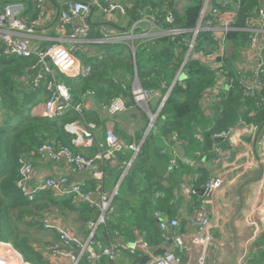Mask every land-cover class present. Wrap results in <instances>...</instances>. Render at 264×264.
I'll list each match as a JSON object with an SVG mask.
<instances>
[{
    "label": "trees",
    "instance_id": "obj_1",
    "mask_svg": "<svg viewBox=\"0 0 264 264\" xmlns=\"http://www.w3.org/2000/svg\"><path fill=\"white\" fill-rule=\"evenodd\" d=\"M189 1L190 4L182 13L175 7L176 0H138L136 5H140L141 8L151 6L152 10L149 9L147 12L156 15L163 28L189 29L197 23L202 0ZM256 1L244 0L239 25L245 24L244 17L248 14L245 12L255 5ZM168 11H172L175 16L172 24L165 21ZM133 15L134 18L140 17L138 12ZM90 29V37H98L91 24ZM136 32H140V28ZM190 36L191 33L162 36L151 40L150 46L149 41L144 43L139 38L134 41V50L126 41L91 42L89 45L97 49L95 54L77 52L82 63L91 66V72L87 76L69 77L51 64L57 79L69 87L73 105L81 106L80 111L71 108L63 116L56 118L33 114V108L48 99L49 92L46 86L51 79L47 73L44 74L39 85L33 84L35 76L40 71L37 57L0 55V110L3 114L0 122V241L11 243L23 258L32 264H50L46 249L54 246L48 238L49 230L44 227L46 215L76 214L78 221L76 223L79 227L84 224L87 227L89 220L98 218L100 214L98 209L91 208L88 204L75 205L70 196H57L50 190L40 191L33 200L24 197L17 187L19 157L35 152L47 140L73 147V135L65 129V125L69 122L95 123L98 127L105 129L104 120L97 108L108 105L116 96L130 97L134 101L132 81L135 75L138 76L144 89L160 92L161 97L155 104L149 101L150 110L157 113V108L161 105L183 65L187 50L185 41ZM228 38L234 42V48L237 49L246 39V34L243 31H231ZM205 39H210L208 33H202L199 36L197 45L201 46ZM232 54L230 59H226V64L231 66L229 67L231 77L234 76V72L230 61L237 57V50ZM27 73L31 75V78L28 82H24L21 78ZM214 82L215 74L212 70L198 61H187L182 76L173 84L154 126L137 155L138 162H144L148 158L150 143L155 145V152L160 155L164 139L167 146L171 145L168 139L170 136H174L178 142L184 144L183 149L186 155L190 156L199 151L200 157L213 158L214 147L226 146L223 141L214 137L215 134L231 129L240 120L256 126L262 123L264 104H258L259 97L244 95L237 81L229 90L221 93L211 107L210 114H207L202 105V98ZM89 92L92 93L91 99L95 108L84 107ZM261 95L264 97V90ZM144 121L147 128L150 118L145 116ZM200 132H202V140L197 136ZM95 152V148H89L86 154L92 156ZM133 154L132 149L118 153L119 165L111 170L114 184L118 183ZM178 171L180 168H173L167 178L172 185L171 192H173L175 175L179 173ZM198 174L196 194L200 184H204L208 179L206 169L201 168ZM154 178L156 181H153ZM163 180L154 166L131 167L112 201V211L107 212L106 223L99 227L109 231L111 236L117 231L121 232L125 218L122 214L128 204L125 196L128 192L139 196V191L145 184L147 194L142 197L147 199L149 204L143 205L141 218L137 220L134 228L145 232V241L149 246L160 242L163 239L162 232L158 223L157 228L154 226V220L150 219L148 214L154 209L151 208L154 198L152 194L166 188ZM90 185V188H94V181H91ZM127 229L132 230V228ZM88 233L86 228L84 234L87 236ZM99 237L107 242L108 237ZM59 243V246L64 248L60 240ZM256 246L260 248L256 253L264 259V233L258 238ZM79 264H89L86 256L82 257Z\"/></svg>",
    "mask_w": 264,
    "mask_h": 264
},
{
    "label": "built area",
    "instance_id": "obj_2",
    "mask_svg": "<svg viewBox=\"0 0 264 264\" xmlns=\"http://www.w3.org/2000/svg\"><path fill=\"white\" fill-rule=\"evenodd\" d=\"M34 2L39 8H42L44 0H34ZM189 4V0H180L176 8L182 13ZM93 7H97L105 13L115 11L128 13L127 7L114 0H106L105 3L101 0H67L64 3V8L59 13V19L63 29H70L68 41L72 45L67 46L55 39L45 48L31 44L33 29L29 27L23 18L17 16L12 7L3 8L0 12V55L36 56L40 71L34 78L33 84L35 86L41 83L44 74L48 73L51 76L46 86L49 97L35 106L34 115L56 118L63 116L71 108L80 111L81 106L73 105L69 87L57 79L51 64L69 77L90 74L91 66L83 64L77 56V52L82 44L93 42L90 37L91 29L87 19ZM243 7L244 0H202L199 18L195 26L182 29L178 27L163 28L159 24L156 15L147 14L149 9L152 10L151 6L141 8L140 5H135L130 9V13L138 12L140 17L134 18L132 14L130 32L124 38L134 50V41L139 37L136 31L143 23H147L149 26L146 30H143L141 36L148 40L162 36L191 33V36L185 41L187 47L185 59L176 78L182 76L183 68L189 60L198 61L214 72L215 82L205 91L202 98V105L206 113L210 114L211 107L219 99L221 93L229 90L235 81L238 82L244 95L259 97L260 102L258 104L262 105L264 104V97L261 95L264 90V0H257L256 4L245 12L248 14L244 17L245 24L241 26L239 25V18ZM43 14V11H41L34 23H38ZM165 21L169 24L174 23L175 16L172 11L167 12ZM153 29L154 32H150ZM231 31H243L246 34V39L237 49L234 48V42L228 38ZM202 33H208L210 39H205L202 45L198 46L197 41ZM104 41L106 39L97 40V42ZM236 50L237 57L230 61L234 72V76L231 77L229 73V67L231 66L226 64V59H230L233 56L232 53ZM136 77L137 75L132 81L133 99L146 109L149 101L157 96V92L144 89L138 77L137 80ZM172 86L168 92L172 89ZM91 95L92 93L89 92L87 98L90 99L91 108H95ZM130 108L131 106L128 105L124 96H116L108 105L97 108L105 123L102 141H99L96 137L99 127L95 123L73 121L65 125L66 131L73 135V147L63 145L61 142L47 140L35 152L19 157L17 187L28 200H33L40 191L50 190L57 196H70L75 205L88 204L91 208L100 211L96 220L91 219L87 222L89 233L85 240L70 231L62 222L45 218L44 227L57 233L61 244L64 246V248L55 246L46 249L52 256L69 258L72 264H79L83 256H86L89 264H100L99 260L104 256L110 260V264H114L118 258V247L113 243L101 245L97 241L96 235L99 226L106 223L107 212L112 211L111 204L120 187V181H118L112 191L105 189L106 162L118 161V153L127 149H132L136 153L139 151V146L129 144L117 135L112 122L114 116L127 112ZM160 109L161 106L157 113ZM250 126L255 134L258 126L253 124ZM231 131L232 129L222 131L215 134L214 137L227 139L231 135ZM259 140L264 145V130ZM86 148H95L96 152L90 156L86 154ZM36 155L55 164H63L67 167V170L48 173L46 176H36L35 160H33ZM214 155L219 160L232 158L231 152H226L219 145L214 147ZM131 164L132 161L128 162L126 167H130ZM225 178L226 175L221 173L212 175L205 181L202 187L203 198L201 204L189 218L190 226L194 228V231L188 234L191 240L190 245L185 244L183 235L177 234L173 236L175 247H166L164 254L152 256L151 247L145 241V232L139 231L133 243L129 245V251L151 255L152 258L146 264H207L205 253L211 247H216V244H222L223 241L215 239L210 233V229L218 227V225L214 223L206 206L213 203L215 193L224 187ZM91 181L95 183L94 188H90ZM260 189L264 191V183ZM189 193L190 195L196 194V190L192 188ZM257 215L260 224L258 226L255 224L256 233L247 242L240 264H253L254 254L260 250L255 245L258 238L264 233V205L261 206ZM154 216L162 232V237L165 241L169 240L171 230L180 226L179 219H168L160 211H155ZM0 244L2 246L1 252H3L9 263L14 257L16 264H32L26 261L11 243L0 241ZM194 248H200L204 253L197 258L195 263L191 258L184 261L182 252L191 251ZM212 248L210 252L215 255L216 248H213V250Z\"/></svg>",
    "mask_w": 264,
    "mask_h": 264
},
{
    "label": "crops",
    "instance_id": "obj_3",
    "mask_svg": "<svg viewBox=\"0 0 264 264\" xmlns=\"http://www.w3.org/2000/svg\"><path fill=\"white\" fill-rule=\"evenodd\" d=\"M67 0H44L42 8H39L34 0H0V12L3 8L12 7L13 11L17 13V16L23 18L29 27L33 29L31 33V44L33 46H39L42 48L50 45L52 41L55 39L63 42L67 46H71L72 43L68 41L69 28L63 29L60 24L59 13L64 8V3ZM103 3L106 0H101ZM128 9V13H122L121 11H115L112 13L102 12L97 7H93L90 14H88V22L89 24L94 26V33L98 34V37H92L93 43H96L99 39H106L104 42H115V41H125L124 38L130 32V24L131 17L133 13H130V9L134 7L138 0H114ZM180 3V0H176V5ZM43 11L42 18L38 23H34V21L38 18V14ZM149 15H153L152 13H147ZM149 24L143 23L140 27V32H138V39L141 38L142 42H150L153 40L152 38L145 39L143 34V30L148 28ZM139 29V28H138ZM152 45L151 42L149 46ZM97 49L89 45V43H84L81 45L79 52L81 53H89L92 55L95 54ZM135 77V76H134ZM31 78V75L27 73L21 79L24 82H28ZM176 79V77H175ZM174 79V81H175ZM173 81V83H174ZM157 92V96H155L151 101L155 104L156 100L161 97L160 92ZM166 96V95H165ZM165 98V97H164ZM89 98L86 97L84 107L91 108L89 103ZM128 105L131 108L124 113H120L112 118V122L115 126V131L117 135L125 140L129 144H134L136 146H140L145 139V135L148 131V127L145 125V116L150 118L149 112L139 105L137 102L133 101L132 98L126 97ZM164 100V99H163ZM163 102V101H162ZM162 104V103H161ZM37 106V105H36ZM161 106V105H160ZM159 106V107H160ZM159 107L157 109H159ZM149 108V105H148ZM35 107L33 108L34 113ZM149 111L153 113L150 108ZM158 111V110H157ZM3 119L2 111L0 110V122ZM151 120V119H150ZM243 121H239L235 126L231 129V135L227 139L216 138L223 141V144L226 152H231L232 158L229 160H219L215 158H208L207 156H201L200 152L196 151L192 153V155L188 156L185 154V150L183 149L184 144L178 142L174 136H170V146H167L166 139L163 141V146L160 149V158L167 159L169 172L166 176L162 177L158 171V174L161 178H163V184L166 187L165 189H161L153 193V201L152 206L154 209L151 210L148 214L150 219L154 220V226L157 228L156 218L154 216V212L156 210L160 211L165 217L168 219L178 218L180 221V226L178 228L172 229L169 233L170 239L165 241L164 238L161 239L157 244L150 245L152 253L159 248L166 247H175V242L173 236L177 234H181L184 236L185 244L190 245L191 240L188 234L194 231V228L190 226L189 218L194 213L195 209L199 207L201 204V200L203 198V185L200 184L197 194H191L190 191L193 189L196 190L197 181L199 179V170L204 168L207 170L209 178L212 175H217L224 173L226 175L224 187L218 190L213 196V203L207 204V210L214 223L218 225V227H212L210 229V233L215 237V239L222 240L223 243L226 240V235L224 233V225H225V217L220 214L218 211L220 209L221 202L226 201L228 198V193H225V188L229 187L232 183L237 180V178L247 169L254 168L258 165V161L253 152V140L255 134L252 132L253 129L250 126L251 124H247ZM150 125V123H149ZM149 133V132H148ZM97 139L102 141L104 138V129L100 128L96 132ZM200 140L203 139L202 132L197 134ZM147 138V137H146ZM260 139V138H259ZM146 140V139H145ZM168 141V140H167ZM145 142V141H144ZM258 155L260 157V161L264 163V145L261 144L260 140L258 141ZM156 149V147H155ZM89 150V148L85 149V152ZM134 151V150H133ZM138 151V153H139ZM135 151L133 157L135 156ZM137 153V155H138ZM137 155L134 161L132 162L130 167H126L124 172L128 169L130 171L131 167L142 168V165L148 158L142 162L137 161ZM166 155V156H165ZM132 157V159H133ZM132 159L130 161H132ZM35 167H36V176H46L48 173H58L61 171H66L67 167L63 164H55L47 159H44L38 155L34 157ZM129 161V162H130ZM119 165V161H111L106 162V178H105V189L107 191H112L116 184L112 181V168L114 169ZM180 165H182L180 167ZM144 167V166H143ZM180 168V171L177 175H175V180L173 185V192H171V184L168 182L167 178L173 168ZM123 172V174H124ZM127 172V173H128ZM126 173V175H127ZM121 175L120 179L125 178L126 175ZM119 179V181H120ZM122 180V182H123ZM153 181H156L154 178ZM122 184V183H121ZM263 184V183H262ZM91 186V185H90ZM145 186V184H144ZM142 187L139 191V196L133 195L128 192L125 196V199L128 200V204L126 210L123 212V216H125L123 220V229L117 231L114 235L111 236V233L106 229H102L99 227L97 230L96 239L101 243V245H108L110 243L115 244L118 247V258L114 262V264H142L145 255H142L140 252H130L129 245L133 243L135 240L136 234L139 233L140 230L134 228L138 219H140V213L143 209V205L149 204V201L142 196H146V188ZM262 186V185H261ZM258 187V189L261 188ZM120 188V187H119ZM258 201V200H257ZM148 207V206H147ZM143 213V212H142ZM46 219L50 218L52 220H56L57 222H62L70 231L80 235L84 240L86 239V235L84 231L87 227L85 224L82 227H79V224L76 220L75 215H64L61 213L51 215L48 214L45 216ZM249 223L257 221L254 220L253 216H249ZM259 222V221H258ZM260 224V222H259ZM255 225V224H254ZM127 228H132V230H128ZM141 232V231H140ZM48 238L51 241L52 246H59V237L57 233L54 231L48 232ZM85 235V237H83ZM99 236L108 237L107 242L104 241ZM217 246V244H216ZM212 248V247H211ZM211 248L208 252H206V260L207 264H217L214 253L210 252ZM216 248V247H213ZM212 248V250H213ZM2 251V247L0 244V264H16L14 257L9 263ZM183 260L188 261V258H191L195 263L197 258L201 254H203V250L200 248H194L191 251H183ZM48 260L50 264H72V261L69 258L61 257V256H52L51 253L48 252ZM100 264H110V260L107 257H101L99 260Z\"/></svg>",
    "mask_w": 264,
    "mask_h": 264
},
{
    "label": "water",
    "instance_id": "obj_4",
    "mask_svg": "<svg viewBox=\"0 0 264 264\" xmlns=\"http://www.w3.org/2000/svg\"><path fill=\"white\" fill-rule=\"evenodd\" d=\"M178 78L179 77L175 79L174 83ZM171 90L165 96L161 108L167 100ZM146 110L149 112L151 123L148 127L145 139L160 112L159 111L156 114L151 113L148 106L146 107ZM263 130L264 120L257 128L252 145L258 165L254 168L245 170L234 183L225 188V193H228V198L226 201L224 200V202H221L218 212L225 217L224 233L226 235V240L224 243L217 244L216 246L215 257L217 264H240V259L245 253L247 242L256 233V226L249 223L248 218L257 201V189L262 183H264V163L260 161L257 148ZM144 141L140 148L143 146ZM136 155L137 153H135L132 162L136 158ZM148 155L149 159L143 163L142 167L148 165L154 166L159 170L162 177L166 176L169 172L168 161L167 159L160 158L156 154L155 145L153 143H150L149 145ZM127 172L128 169L123 175H126ZM122 180L123 179L120 180L119 186L121 185ZM165 252L166 248H159L152 253V256L162 255ZM152 256L149 254L145 255L142 264H146Z\"/></svg>",
    "mask_w": 264,
    "mask_h": 264
},
{
    "label": "rangeland",
    "instance_id": "obj_5",
    "mask_svg": "<svg viewBox=\"0 0 264 264\" xmlns=\"http://www.w3.org/2000/svg\"><path fill=\"white\" fill-rule=\"evenodd\" d=\"M150 32H154V29L151 30ZM257 200H258V201H256L257 206H256V203H255L254 208H253V211H252L250 217L253 216L254 217V220L257 219V221L251 220V222L252 223L255 222L254 224H256L258 226L259 225V222H258V215H257V213L260 210L261 206L264 205V191L262 189H257ZM258 206H260V208H258ZM258 231H259V227H258ZM256 243H257V241H256ZM254 244H255V242H254ZM254 255H255V257H254V260L252 261L253 264H262V263H264V259L262 258V256L259 253H255Z\"/></svg>",
    "mask_w": 264,
    "mask_h": 264
}]
</instances>
